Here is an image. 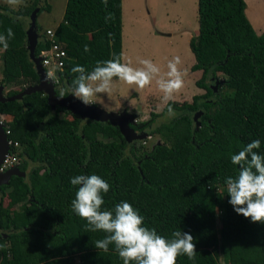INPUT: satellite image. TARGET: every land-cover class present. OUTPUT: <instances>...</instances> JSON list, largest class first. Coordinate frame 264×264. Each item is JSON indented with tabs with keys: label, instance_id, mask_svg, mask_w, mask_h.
Wrapping results in <instances>:
<instances>
[{
	"label": "trees",
	"instance_id": "obj_1",
	"mask_svg": "<svg viewBox=\"0 0 264 264\" xmlns=\"http://www.w3.org/2000/svg\"><path fill=\"white\" fill-rule=\"evenodd\" d=\"M38 2L16 9L0 4V34L14 32L8 49L0 46V84L15 87L7 96L39 81L25 33L35 7L37 15L50 9ZM245 7L244 0H197L198 33L189 48L191 70L202 71L196 86L205 91L190 101H169L177 115L166 122L153 127L166 108L136 120L137 132L161 139L149 150L144 140L127 142L109 122L52 109L43 92L0 102L8 138L18 142L10 151L26 171L0 187V264H123L114 245L108 252L94 246L106 233L86 231L87 221L72 210L79 186L70 178L80 174L110 183L102 210L127 201L158 234L171 239L179 229L190 233L196 258L181 255L176 264H264V223L234 211L225 183L239 171L231 155L247 143L259 139L257 151L264 154V30L256 33ZM40 37L35 56L50 44ZM55 38L67 55L56 70L55 91L68 94L78 75L73 66L91 71L114 55L122 62V0H108L107 7L102 0H67ZM217 72L222 83L214 91L210 84ZM195 112L201 113L197 124Z\"/></svg>",
	"mask_w": 264,
	"mask_h": 264
},
{
	"label": "clouds",
	"instance_id": "obj_2",
	"mask_svg": "<svg viewBox=\"0 0 264 264\" xmlns=\"http://www.w3.org/2000/svg\"><path fill=\"white\" fill-rule=\"evenodd\" d=\"M7 2L18 5L21 0ZM102 3L107 7L108 0H102ZM110 19L111 15L106 16L105 22ZM13 37L11 28L6 30V35L0 34V46L3 50L8 49V41ZM40 38L38 34V40ZM84 51H90L88 45L84 46ZM140 64V67H133L130 62H121V57L114 55L112 59L97 61L91 71L82 65H75L71 72L78 75L73 80L70 93L85 106H90L96 103L98 95L114 91V78L141 89L156 79L163 93L162 110L166 108L168 116L174 118L177 113L169 101L184 86L185 72L180 68V57L176 56L168 61L166 72H162L161 67L149 59L141 60ZM52 75L53 73H48L47 78ZM53 79L56 83V78ZM66 94L67 91H62L59 98ZM260 147L261 141L254 139L238 153L231 155V163L238 165L239 171L235 178L227 177L225 183L228 202L234 211L250 218L252 222L264 223V154L257 151ZM70 183L79 186L71 207L77 216L87 221L86 231L106 233L103 239L94 242L97 249L108 252L109 245H114L123 264H176L181 255L195 260L197 249L190 233L179 229L172 232L171 239L158 234L155 228L144 225L145 218L127 201H120L113 210H102L103 194L110 190L111 185L101 176L80 174L70 178Z\"/></svg>",
	"mask_w": 264,
	"mask_h": 264
},
{
	"label": "rangeland",
	"instance_id": "obj_3",
	"mask_svg": "<svg viewBox=\"0 0 264 264\" xmlns=\"http://www.w3.org/2000/svg\"><path fill=\"white\" fill-rule=\"evenodd\" d=\"M66 1L39 0L38 3L41 5L45 3L50 5L49 10H44L36 15V25L40 28L39 32L37 31L39 35L43 36L47 28H55L62 20ZM184 1L186 2L183 3ZM258 1H254L253 7V2H249L248 7L250 19L255 21L254 25L256 23L257 33L258 30H264V0ZM31 2L32 0H21L20 4L11 5L7 0H0V4L13 9ZM171 2L173 1L170 0ZM166 4L162 0L158 3H155L154 0H122V62H130L133 67H140L141 60L149 59L161 67L162 72H166L168 61L179 56L181 59L180 68L185 72L184 86L173 95L172 100L190 101L193 95L205 91L196 86L195 81L200 78L202 71L191 70L195 59L189 48L190 37L198 33L197 0H181V3L179 0L178 4L173 6ZM246 17L248 18L247 14ZM249 22L251 23L250 20ZM28 25L29 18H26V26L28 27ZM1 67L0 56V78ZM222 76V73L217 72L218 79L211 80V85L219 81ZM113 84L114 91L111 94L98 95L95 98V104L109 111L126 110L127 113L134 114L138 121L147 120L150 112H162L161 97L163 93L160 91L156 79H153L151 84L143 89L119 79H114ZM218 86H221L220 82H218ZM217 87L215 91H217ZM13 88L7 87V89ZM0 118L5 122L8 121V118ZM169 119L167 113L160 114L156 117L153 127ZM160 141L158 135H152L146 137L143 144L149 150ZM6 201L5 199V203ZM219 263L222 264L220 260Z\"/></svg>",
	"mask_w": 264,
	"mask_h": 264
},
{
	"label": "water",
	"instance_id": "obj_4",
	"mask_svg": "<svg viewBox=\"0 0 264 264\" xmlns=\"http://www.w3.org/2000/svg\"><path fill=\"white\" fill-rule=\"evenodd\" d=\"M39 11V7H35L29 15V25L25 29L27 49L29 52L30 60L34 64L36 73L38 74V83L30 86H26L23 90L12 95L3 94V85H0V102L13 101L21 99L24 95L31 94L33 92H43L47 95V102L52 109L56 106L64 107L70 114L79 116L81 119H89L101 122H109L111 125L118 127L120 133L123 135L127 142L134 140H144L148 137L146 131L137 132L132 125H136V117L132 113H127L126 110L115 112L109 111L97 104L85 106L75 98L70 92L63 98H59L60 95L56 94L54 79L47 78L48 74L41 64L42 58L35 56L34 51L38 43V33L36 30V15ZM217 81V80H216ZM218 82L222 83V79L212 84L211 87L215 91ZM200 112H195L193 120L197 122V118L200 116ZM9 151V145L7 141V135L4 130V124L0 122V166L5 158V155ZM26 171L21 170L18 166H13L5 171H0V187L9 183L12 176L24 177ZM6 237V234H4Z\"/></svg>",
	"mask_w": 264,
	"mask_h": 264
},
{
	"label": "built area",
	"instance_id": "obj_5",
	"mask_svg": "<svg viewBox=\"0 0 264 264\" xmlns=\"http://www.w3.org/2000/svg\"><path fill=\"white\" fill-rule=\"evenodd\" d=\"M43 37L50 41L49 47L41 51L38 55L42 58L41 64L43 68L46 70V73H53L52 78H56V70L61 69L64 64V60L66 58V50L64 46L58 42L55 38V28H47L44 32ZM42 37V38H43ZM4 118V117H2ZM0 122L5 123L4 119L0 118ZM5 133L7 135V141L9 145V151L5 155V158L0 166V171H4L8 168H11L19 163V160L15 153H12L10 149L12 147L18 146L17 141H12L8 138L10 134V130L5 128Z\"/></svg>",
	"mask_w": 264,
	"mask_h": 264
},
{
	"label": "crops",
	"instance_id": "obj_6",
	"mask_svg": "<svg viewBox=\"0 0 264 264\" xmlns=\"http://www.w3.org/2000/svg\"><path fill=\"white\" fill-rule=\"evenodd\" d=\"M160 0H154V2L155 3H158ZM162 1H164L165 2V4L166 3H168V4H166V5H171V6H173V5H176V4H178V2H179V0H171V1H173V2H171L170 3V0H162ZM245 1V3H246V8H245V13L247 14V16H248V18H249V20L251 21V25L253 26V28H254V30L256 31V23H255V25H254V23L253 22H255V21H253V19H250V15H249V12H248V7H249V2H253V4H252V7H253V5L255 4L254 3V1L255 0H244ZM260 1V0H259ZM258 1V2H259ZM186 1H184L183 3H185ZM180 3H181V0H180ZM182 3V4H183ZM196 4V3H195ZM195 4H194V6H195ZM258 5V4H257ZM193 6V7H194ZM254 10V9H253ZM198 14V13H197ZM257 27H258V25H257ZM263 30H258V33L260 34L261 32H262ZM257 33V32H256ZM1 54H2V49H0V56H1ZM197 71H199V70H197ZM0 85H2V84H0ZM15 88V87H14ZM13 88V89H14ZM7 91H8V89H7V87H5V86H3V90H2V92H3V94H5L6 95V93H7ZM0 117H4L5 118V115L4 114H0Z\"/></svg>",
	"mask_w": 264,
	"mask_h": 264
},
{
	"label": "flooded vegetation",
	"instance_id": "obj_7",
	"mask_svg": "<svg viewBox=\"0 0 264 264\" xmlns=\"http://www.w3.org/2000/svg\"><path fill=\"white\" fill-rule=\"evenodd\" d=\"M213 80V79H212ZM211 85V84H210Z\"/></svg>",
	"mask_w": 264,
	"mask_h": 264
}]
</instances>
